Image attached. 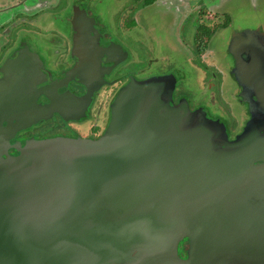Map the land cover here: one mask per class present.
I'll return each mask as SVG.
<instances>
[{
  "label": "water",
  "instance_id": "water-1",
  "mask_svg": "<svg viewBox=\"0 0 264 264\" xmlns=\"http://www.w3.org/2000/svg\"><path fill=\"white\" fill-rule=\"evenodd\" d=\"M229 52L232 131L173 72L129 77L97 138L13 142L8 119L0 264H264V31Z\"/></svg>",
  "mask_w": 264,
  "mask_h": 264
},
{
  "label": "flooded vegetation",
  "instance_id": "flooded-vegetation-1",
  "mask_svg": "<svg viewBox=\"0 0 264 264\" xmlns=\"http://www.w3.org/2000/svg\"><path fill=\"white\" fill-rule=\"evenodd\" d=\"M215 1L0 0V147L10 137L8 119L13 142L99 137L109 101L129 77L150 74L152 64L162 65L154 75L173 67L169 37L175 56L203 71L201 84L210 82L217 99L210 42L231 14ZM226 115L232 131L237 121Z\"/></svg>",
  "mask_w": 264,
  "mask_h": 264
},
{
  "label": "rangeland",
  "instance_id": "rangeland-1",
  "mask_svg": "<svg viewBox=\"0 0 264 264\" xmlns=\"http://www.w3.org/2000/svg\"><path fill=\"white\" fill-rule=\"evenodd\" d=\"M216 4L220 7L227 6V11L231 14V21L226 28L218 30L210 42V48L214 50V59L216 60V80L219 82L220 88L216 91L217 99L212 98L213 89L210 82H207L205 87L201 84L204 73L200 68L192 69L184 59L181 61L173 52L174 39L169 37V43L166 44L164 50L171 54L170 61H165L163 66L169 62L173 63V67L165 69L164 73L174 72L178 78V88L176 89L177 96L180 94L187 97L191 102V107L197 106L206 107L215 116H223L227 119L229 126L231 121L226 115L227 112L234 119H239V114L242 111V104L237 101L236 90L237 83L231 74L233 58L228 51L231 36L236 30L260 28L264 31V0H218ZM174 55V56H172ZM180 62V65H179ZM150 65V64H149ZM148 65V67H149ZM162 65L152 64L151 73L147 75L159 74L158 71ZM142 75V76H147ZM215 80V77L210 79ZM209 80V81H210ZM214 100L225 101L229 111L225 110L220 103ZM223 108V109H222ZM227 111V112H225Z\"/></svg>",
  "mask_w": 264,
  "mask_h": 264
}]
</instances>
